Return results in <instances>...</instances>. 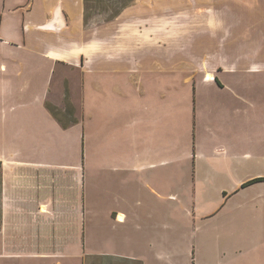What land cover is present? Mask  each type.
<instances>
[{"label": "crops", "instance_id": "0c3cea01", "mask_svg": "<svg viewBox=\"0 0 264 264\" xmlns=\"http://www.w3.org/2000/svg\"><path fill=\"white\" fill-rule=\"evenodd\" d=\"M63 62L78 73L69 78L77 122L67 126L48 108L64 109L66 89L55 91ZM250 133L264 145V0H135L94 25L85 22V0H0V264L79 263L58 254L57 235L67 233V219L86 217V153L100 151L132 153V180L148 191L132 197L131 214L109 211L117 225L132 224V259L264 264V226L255 234L237 225L179 226L174 238L182 241L172 242L162 222L172 159L196 170L208 148L248 153ZM241 162L234 155L227 166ZM248 180L239 177L229 192L258 184L264 216V180L244 187ZM194 208L200 218L215 215ZM198 242L213 259H198Z\"/></svg>", "mask_w": 264, "mask_h": 264}, {"label": "rangeland", "instance_id": "374dc122", "mask_svg": "<svg viewBox=\"0 0 264 264\" xmlns=\"http://www.w3.org/2000/svg\"><path fill=\"white\" fill-rule=\"evenodd\" d=\"M128 1L89 0V25L107 21L113 14L112 10L122 7ZM184 11L183 15L186 18L193 16L190 10ZM256 16H258L257 13L249 15L250 27L255 35L259 27ZM193 28L192 24L186 23L185 30L187 32H191ZM123 37L122 35L120 40L124 42L125 46H128L130 41ZM128 58L132 60V57L129 56L121 57L124 60ZM59 67L62 75L56 79V87L59 86V89L56 88L55 91L60 93L63 88L66 89L64 109L51 103L48 106L63 123L71 124L74 118L77 119L78 112L71 102L69 78L73 75L78 76V73H75L74 69L64 62ZM257 131L261 134L263 132ZM261 137L263 136L250 133L248 153L243 150L237 154L222 150L212 152L208 148L204 153L203 166L196 170L191 168V164L186 158L180 163L172 159L167 169L168 184H164L162 190L165 196L162 202L168 215L167 219L164 218L162 222L163 227L167 228L172 242L182 241L174 238L179 235V232H176L179 226L184 229L185 227L189 228V230L199 226L208 230L213 226L237 225L250 228L254 234L258 227L264 226V216L259 212L261 206L257 200L258 184L243 190L240 189L237 194L229 192L236 185L235 182L239 177H249V182L260 177L259 174H264V145L260 140ZM120 148L123 150V146ZM191 151V161L197 164L198 150L194 147V149L191 148ZM234 155L242 160V168L236 169L227 166V160ZM85 167L86 217L67 219V233L57 235L58 254L60 251L71 253L74 259L79 260L78 264H142L140 260L132 259V224L127 227L117 225L115 223L117 222L116 216L109 217L110 209H116L115 211L123 209L131 214L132 197L137 200L142 194L148 192L147 189L142 188L140 182L132 180V153L128 154V152L122 151L87 152ZM222 190L225 191L224 195L221 193ZM199 195H205L208 201H202L205 199L195 200L194 197L198 198ZM136 203L137 201H135ZM196 205L201 206L203 212L212 211V214L215 215L200 218L194 208ZM185 208L190 211V216L182 215ZM69 242L72 243L71 249L69 247L64 249L63 245L62 248L60 247V244H69ZM186 244L189 243L183 242V247ZM196 248L195 254L199 260L206 263L208 259H213L214 254L211 253L207 243L200 244L198 242Z\"/></svg>", "mask_w": 264, "mask_h": 264}, {"label": "trees", "instance_id": "16d2710c", "mask_svg": "<svg viewBox=\"0 0 264 264\" xmlns=\"http://www.w3.org/2000/svg\"><path fill=\"white\" fill-rule=\"evenodd\" d=\"M133 1H135V0H129L128 2H126L122 7H120V8H118V9H114V10H112L113 11V14L110 16V18L109 19H107V21H110V20H112V19H114V18H116L117 16H119L121 13H122V11L131 3V2H133ZM89 8H90V6H89V0H85V22H86V24L88 25L89 23H88V19H89V17H88V10H89ZM102 10H107L106 8H101ZM48 108L50 109V107L48 106ZM50 111L53 113V111L50 109ZM54 114V113H53ZM54 116H55V114H54ZM57 118V117H56ZM61 123H62V125H64V126H67V125H69V124H65V123H63L59 118H57ZM75 122H77V119L76 118H74L73 120H72V123H75ZM261 180H264V177H259V178H255V179H253V180H251V181H249L248 183H246V184H244V187L245 186H247V185H250V184H253V183H255V182H257V181H261Z\"/></svg>", "mask_w": 264, "mask_h": 264}, {"label": "bare ground", "instance_id": "6f19581e", "mask_svg": "<svg viewBox=\"0 0 264 264\" xmlns=\"http://www.w3.org/2000/svg\"><path fill=\"white\" fill-rule=\"evenodd\" d=\"M211 77H212V76H211ZM118 220H120V221H124V220H125V216H124V215H119Z\"/></svg>", "mask_w": 264, "mask_h": 264}]
</instances>
